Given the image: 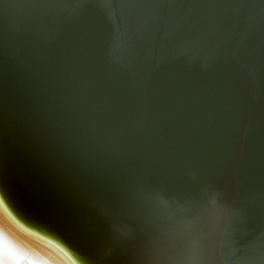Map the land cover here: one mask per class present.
<instances>
[{
    "label": "water",
    "instance_id": "obj_1",
    "mask_svg": "<svg viewBox=\"0 0 264 264\" xmlns=\"http://www.w3.org/2000/svg\"><path fill=\"white\" fill-rule=\"evenodd\" d=\"M0 208L70 264H264V0H0Z\"/></svg>",
    "mask_w": 264,
    "mask_h": 264
},
{
    "label": "bare ground",
    "instance_id": "obj_2",
    "mask_svg": "<svg viewBox=\"0 0 264 264\" xmlns=\"http://www.w3.org/2000/svg\"><path fill=\"white\" fill-rule=\"evenodd\" d=\"M0 264H70L54 247L14 224L0 208Z\"/></svg>",
    "mask_w": 264,
    "mask_h": 264
}]
</instances>
